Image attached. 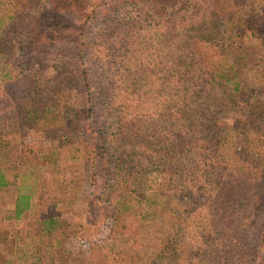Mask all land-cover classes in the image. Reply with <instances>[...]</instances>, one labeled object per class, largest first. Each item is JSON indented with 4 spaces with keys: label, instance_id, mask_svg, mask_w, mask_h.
<instances>
[{
    "label": "rangeland",
    "instance_id": "374dc122",
    "mask_svg": "<svg viewBox=\"0 0 264 264\" xmlns=\"http://www.w3.org/2000/svg\"><path fill=\"white\" fill-rule=\"evenodd\" d=\"M35 1L0 0V167L11 182L0 189V262L264 264V111L252 106L264 82V0L223 13L246 23L249 62L237 65L253 83L238 102L207 89L198 64L207 43L224 53L229 38L215 4L176 0L174 12L168 0H86L102 5L80 26ZM38 21L49 46L29 45ZM32 102L66 103L71 126L58 108L33 123ZM20 196L31 197L21 216Z\"/></svg>",
    "mask_w": 264,
    "mask_h": 264
},
{
    "label": "trees",
    "instance_id": "16d2710c",
    "mask_svg": "<svg viewBox=\"0 0 264 264\" xmlns=\"http://www.w3.org/2000/svg\"><path fill=\"white\" fill-rule=\"evenodd\" d=\"M34 1V0H33ZM47 1L49 9L52 11V14L56 18H65L68 20H74L76 23H83L80 26L88 24L95 14H97V8L99 7V4L102 2H97L92 4L93 2L87 3L86 0H45ZM170 5H173V11L176 10V0H168ZM210 4H215V10L216 13L221 16V22H224V27H226V32H229V38L226 39V47L219 45L221 48H224V53L216 52L214 54V50H217V46L213 47L211 46V43H207L205 49L201 51L200 53V61L198 64L204 68V77H206L207 81V89H212L213 91L220 90V93H223L225 96H228L230 99L235 100V102H238L240 98L247 95V91L251 90L250 84L247 79V72H244V68L239 69L237 63H246L249 62V54L246 53L243 48H246L245 41H248L247 39H244V25L246 23L241 21H235L231 20L229 18H224V14H229V6L234 5V0H203ZM246 1V0H245ZM34 3L38 4L40 3L39 0H36ZM42 3V2H41ZM95 6V7H93ZM86 12V13H85ZM19 15L15 14L11 17V20L17 21L19 20ZM25 18H30L31 21L34 20V18L29 17L26 15ZM38 20L43 19V17H37ZM35 23L32 22V26ZM36 25V24H35ZM34 25V26H35ZM38 29L34 27V30H30L31 27L28 28L30 30V46H34L37 38H40V40H45L47 42V45L51 44V42H55L54 39L51 40L50 36H47L43 33V28L40 30V22H37ZM79 26V25H77ZM83 29V28H82ZM41 32V33H40ZM1 34H5L4 27L1 29ZM29 37V36H28ZM221 40V39H220ZM222 41V40H221ZM228 46V47H227ZM229 48L231 52L229 51ZM235 54V55H234ZM3 68L6 70V65L2 66L0 69V76L1 80L4 83L6 80L3 79V76H8L7 71L3 72ZM264 73V72H263ZM256 97L253 99L254 102L252 103V106L255 108H258L259 111H264V82L260 85H257L256 88ZM30 107L25 108L26 112V118L27 119H34L33 123L36 122V120L41 121L42 119H46L48 116H51L52 112L57 109V111L62 117V121L64 122L61 124L62 126H65L67 128L70 121H67L71 119L70 117L74 115L75 111L72 109V107H69L66 103H60L58 106L56 103L47 102L45 105H41L40 102H32ZM251 106V107H252ZM255 112L254 109L250 110L249 113ZM55 112H53V115H55ZM254 115V113H253ZM260 119H264V114L258 115ZM256 118V116H255ZM26 120V119H25ZM67 121V122H66ZM71 122H74L73 120ZM72 124V127H76L77 125L75 122ZM75 125V126H74ZM61 127H59L60 129ZM263 130V129H262ZM264 131V130H263ZM259 134V133H258ZM121 167V166H120ZM7 173L1 169L0 167V189H5L11 186V182L7 179ZM158 194V193H156ZM159 195V194H158ZM131 197V194L124 193L121 195L120 199L118 200L119 203L122 202L124 205L127 202V199ZM133 197V196H132ZM136 198L139 203H145L147 206H151L154 203L152 202L150 197H133ZM31 197L30 196H20L17 208L19 210V216L22 215L23 212H25L27 209H29ZM124 212L126 211L124 209H121L116 217V229L114 230V235L119 232V228L124 229L121 226V217L124 215ZM149 212H145L141 214V219L139 220L142 222L148 217ZM118 215L120 218H118ZM128 217V216H126ZM222 220V219H221ZM47 221L50 222L51 225H54L57 221L54 218H50ZM118 228V231H117ZM182 228L180 227V231ZM179 233V230L177 231ZM236 242H225L224 246H227L225 249L226 255H229L230 257H234V255H237L236 250L238 249V245H236ZM171 245V244H170ZM234 245V249L231 250V246ZM229 247V249H227ZM237 248V249H236ZM163 250L169 249V245H167V239H165L164 244L162 245ZM250 252V251H249ZM125 255L129 254L128 249L124 252ZM242 254V253H241ZM250 254V253H245ZM183 255H186L185 252ZM189 256V255H187ZM250 256V255H249ZM175 257L180 258L181 254L177 251L175 253ZM134 258V256H133ZM243 258L248 260V255H243ZM183 261H186L188 263V258L183 257ZM2 264V262H0Z\"/></svg>",
    "mask_w": 264,
    "mask_h": 264
}]
</instances>
